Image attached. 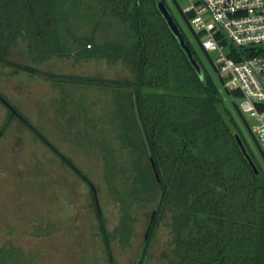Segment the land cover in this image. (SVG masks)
Wrapping results in <instances>:
<instances>
[{"label": "trees", "instance_id": "1", "mask_svg": "<svg viewBox=\"0 0 264 264\" xmlns=\"http://www.w3.org/2000/svg\"><path fill=\"white\" fill-rule=\"evenodd\" d=\"M159 2L168 6L166 0H0V60L59 82L78 78L114 88V104L103 121L111 124L113 136L87 138L102 151L104 178L120 205L113 234L103 229L111 264L116 263L109 236L131 245L133 209L140 203L155 204L154 221L170 215L179 264H264V173L258 165L256 172L241 148L236 135L243 136L221 87L203 67L171 12L202 75L197 71L159 10ZM77 13L84 14L81 20L83 27H90L89 33L71 35L64 43L63 30ZM20 42H26L37 63L56 56L103 58L121 61L131 76L50 74L9 58ZM69 98L73 95L67 90L61 114L78 112L67 109ZM11 112L61 156L22 114ZM89 114V105L81 104L79 115L104 134ZM61 157L91 181L65 155ZM144 247L140 264L148 239ZM0 264L37 263L32 255L9 244L0 247Z\"/></svg>", "mask_w": 264, "mask_h": 264}, {"label": "rangeland", "instance_id": "2", "mask_svg": "<svg viewBox=\"0 0 264 264\" xmlns=\"http://www.w3.org/2000/svg\"><path fill=\"white\" fill-rule=\"evenodd\" d=\"M178 1L187 8L197 0ZM166 2L203 67L217 85L224 88L173 0ZM76 15L69 17V24L63 30L64 43L71 35L89 33L90 27H83L81 20L85 19L84 14ZM225 52H229V47ZM9 58L50 74L119 79L131 76L121 61L113 63L103 58L79 60L74 56H56L37 63L26 42L15 46ZM83 80L59 82L50 75L31 73L0 60V93L95 184L105 228L110 235L119 224L120 205L109 193L102 151L88 139L113 136L111 124L103 121L112 109L115 91L112 86ZM67 90L73 95L67 100V109L78 111L74 115L60 113L62 97ZM222 94L264 173V158L233 106L234 101L239 104L241 99ZM85 102L90 107L89 119L94 118L93 123H97L104 134H98L96 127L79 115V108ZM11 113L0 100V247L14 244L32 255L37 264H111L90 183L24 120L12 117ZM245 116L254 123L249 112ZM154 208V203H140L134 207L135 234L130 246L109 236L116 264H139ZM142 264H179L174 254L168 213L159 221H153Z\"/></svg>", "mask_w": 264, "mask_h": 264}, {"label": "built area", "instance_id": "3", "mask_svg": "<svg viewBox=\"0 0 264 264\" xmlns=\"http://www.w3.org/2000/svg\"><path fill=\"white\" fill-rule=\"evenodd\" d=\"M183 9L224 79L221 92L240 93L264 150V0H197Z\"/></svg>", "mask_w": 264, "mask_h": 264}, {"label": "water", "instance_id": "4", "mask_svg": "<svg viewBox=\"0 0 264 264\" xmlns=\"http://www.w3.org/2000/svg\"><path fill=\"white\" fill-rule=\"evenodd\" d=\"M175 6L177 7L179 13L181 14L182 18L184 19L185 23L187 24L188 28L190 29V31L192 32V34L195 36L196 40L198 41L199 45L201 46L204 54L206 55L207 59L209 60L210 64L212 65L215 73L217 74L220 82L223 84L224 83V79L218 69V67L215 65L214 63V60L211 56V54L203 47V44H202V40L201 38L199 37L198 33L196 32L195 28L193 27L189 17L187 16V14L185 13L183 7L180 5L179 1L178 0H173ZM158 7H159V10L161 11L163 17L165 18L166 22L168 23L170 29L172 30V32L175 34V36L177 37L180 45L182 46V48L184 49V51L186 52V54L188 55L190 61L193 63V65L196 67L197 71L202 75V69L198 63V61L196 60V58L194 57L193 53H192V50L190 48V46L187 44V42L185 41V38L182 34V31L180 29V27L177 25L176 21H175V18L173 17L171 11L169 10L168 6L164 3V2H159L158 4ZM227 94L228 95H231V92L227 89ZM0 99L6 103L10 108L11 110L13 111L14 114H17L21 117H23L21 115V113H19L15 107H13L5 97H3L1 94H0ZM233 106L236 110V112L238 113L239 117L241 118L242 122L246 125V127L248 128V130L250 131L253 139H254V142L255 144L257 145V147L259 148V150L263 153V156H264V150L256 136V134L253 132L252 128H251V125L249 124V121L247 119V117L245 116V114L243 113V111L241 110L239 104L237 102H233ZM24 118V117H23ZM236 138L241 146V148L243 149V151L247 154L251 164L253 165L254 169L256 170V172H259V168L256 164V162L254 161V159L252 158V156L250 155V153L248 152V149L242 139V137L240 136V134L237 133L236 135ZM59 152V151H58ZM61 154V156L64 157V155L59 152ZM65 158V157H64ZM88 180V179H86ZM89 181V180H88ZM89 183L91 184L93 190H94V194H95V200H96V204H97V208H98V211H99V216H100V220H101V223L103 225V229L105 231V233L107 232L106 231V228H105V223H104V219H103V215H102V211H101V206H100V202H99V197H98V193H97V189L95 188V186L92 184L91 181H89ZM154 217H155V212L153 213L152 215V219H151V224L148 228V231H147V234L145 236V241H147L148 237H149V234H150V231H151V228H152V223L154 221ZM109 249H110V246L108 245ZM140 264V262H139Z\"/></svg>", "mask_w": 264, "mask_h": 264}, {"label": "flooded vegetation", "instance_id": "5", "mask_svg": "<svg viewBox=\"0 0 264 264\" xmlns=\"http://www.w3.org/2000/svg\"><path fill=\"white\" fill-rule=\"evenodd\" d=\"M249 124H250V123H249ZM244 125H245V124H244ZM245 127H246V125H245ZM246 129H247L248 133L250 134L251 138L253 139V137H252V135H251V133H250V131L248 130L247 127H246ZM241 133H242V136H243V139H244L245 145H246V147H247L249 153L253 156V158H254L255 162L257 163V165L259 166V168H261V166L258 164V161L256 160V157H255L253 151L251 150V148H250V146H249V144H248V142H247V139H246L245 134H244L242 131H241ZM253 140H254V139H253ZM256 146H257V145H256ZM257 148H258V147H257ZM258 150H259V148H258ZM259 152L261 153L262 157L264 158L263 153H262L260 150H259ZM261 170H262V168H261Z\"/></svg>", "mask_w": 264, "mask_h": 264}]
</instances>
